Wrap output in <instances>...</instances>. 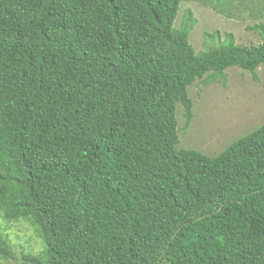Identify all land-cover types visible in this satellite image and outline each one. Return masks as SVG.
Masks as SVG:
<instances>
[{"label":"trees","instance_id":"obj_1","mask_svg":"<svg viewBox=\"0 0 264 264\" xmlns=\"http://www.w3.org/2000/svg\"><path fill=\"white\" fill-rule=\"evenodd\" d=\"M184 1L0 0V216L43 242L24 264H264V122L207 155L175 115L195 80L264 67V25L195 51Z\"/></svg>","mask_w":264,"mask_h":264},{"label":"rangeland","instance_id":"obj_2","mask_svg":"<svg viewBox=\"0 0 264 264\" xmlns=\"http://www.w3.org/2000/svg\"><path fill=\"white\" fill-rule=\"evenodd\" d=\"M185 0L180 4L175 26H180L186 9L196 19L188 39L195 51L203 48V33L219 30L232 32L241 44H257L261 37L253 25H264V2L261 0ZM224 7L218 12L208 3ZM229 8V10L227 9ZM225 79L204 84L199 79L188 87L192 99V118L185 122L183 107L176 106L178 128L177 148H192L207 155H216L230 143L264 122V67L254 75L248 70L231 66ZM0 228L7 234L11 255L0 264H24L22 255L37 253L43 242L26 221L6 222L0 216Z\"/></svg>","mask_w":264,"mask_h":264}]
</instances>
